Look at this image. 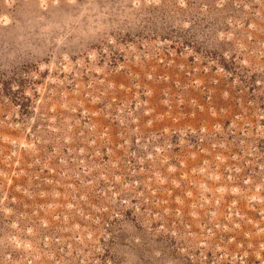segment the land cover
I'll list each match as a JSON object with an SVG mask.
<instances>
[{"label":"rangeland","instance_id":"obj_1","mask_svg":"<svg viewBox=\"0 0 264 264\" xmlns=\"http://www.w3.org/2000/svg\"><path fill=\"white\" fill-rule=\"evenodd\" d=\"M0 264H264V0H0Z\"/></svg>","mask_w":264,"mask_h":264}]
</instances>
